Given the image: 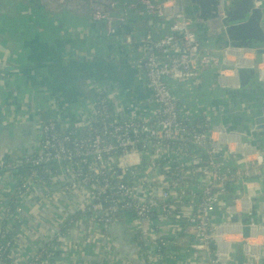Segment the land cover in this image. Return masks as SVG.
I'll return each instance as SVG.
<instances>
[{
    "label": "built area",
    "instance_id": "obj_1",
    "mask_svg": "<svg viewBox=\"0 0 264 264\" xmlns=\"http://www.w3.org/2000/svg\"><path fill=\"white\" fill-rule=\"evenodd\" d=\"M254 1L257 9L264 6V0ZM135 4L143 6L145 18L167 21L164 36H156L151 31L133 32L117 40L118 47L123 49L138 43L143 46L145 58L136 59L134 64L150 93L149 103L153 108L142 113L139 108L125 107L115 99V103L122 106L117 109L121 118L111 121L110 96L88 100L77 109L80 110V123L70 127L62 125L52 109L42 108L45 111L39 151L13 161H0V181L4 170L17 174L21 169L30 168L27 175L14 178L25 195L22 201L16 202V207L22 203V208L10 214L9 207H1L0 221L9 217L13 228L23 225V220H27L24 217L29 214H37L48 222L44 219V210L54 206L53 201L64 205L67 197L75 196L80 204L81 226L91 228L92 232H101V227L110 230L118 214L132 211L139 222L136 226L138 238L143 239L149 228V245L155 251L153 255L141 251L143 264H163L164 260L178 264H233L239 243L244 245L245 264H260L264 227L233 218L238 214L247 218L253 199L251 195H238L233 190L241 191L242 181L264 177L261 170L264 151L243 141L240 134L229 131L223 115L206 107L209 102L196 106L195 112H191L188 107L192 103L180 97L189 86L204 85L205 82L211 85L214 77L218 90L212 92L213 96L237 88L238 72L254 66L255 52L230 46L220 51L207 47L212 41L200 40L191 21L193 10L188 0H162L159 3L140 0ZM135 4H130L127 9H134ZM50 12L78 16L79 41L68 54L69 59L77 63L86 59L82 48L93 23L126 25L130 19L127 15L118 18L111 5L108 8L98 0H53ZM136 34L142 35L134 36ZM180 87L184 88L182 92ZM38 100V106L42 105L41 101H44L43 106L49 102L43 95L38 96ZM27 101L22 98L20 104H16L23 105L19 106V113L27 110ZM31 103L32 108L37 106ZM11 120L13 124L15 119ZM204 162L203 169L193 170ZM162 163L170 164L174 169L163 173ZM62 174L67 181L57 183L61 188L60 195L38 193L47 188L40 183L58 180ZM35 191L38 200L30 207L27 202ZM219 213L225 215L221 221H218ZM17 216H21V221ZM69 222L67 232L58 243L64 250L70 242L76 243L72 250L68 248L75 257L82 251L79 248L80 231L77 221ZM57 226L55 220L48 222L39 234L40 239ZM153 228L166 236H189L203 259L197 258L196 263L182 261L170 253L169 244H158ZM246 228L249 229L248 238H244ZM214 246L215 253L212 252ZM104 259L106 256L98 254L96 264H102ZM13 261V264H22L21 258L16 256ZM37 261H44L43 254L34 262ZM0 264H3L1 257Z\"/></svg>",
    "mask_w": 264,
    "mask_h": 264
},
{
    "label": "crops",
    "instance_id": "obj_2",
    "mask_svg": "<svg viewBox=\"0 0 264 264\" xmlns=\"http://www.w3.org/2000/svg\"><path fill=\"white\" fill-rule=\"evenodd\" d=\"M34 1V0H29ZM99 2H102L104 4L108 5V8H110V5L112 6V9L114 11V14L119 18L123 15H128L127 12L124 10H121L120 6L117 4V0H98ZM122 1V0H121ZM137 1L140 0H132L131 2L128 1H122V3L125 5L135 4ZM162 0H157L155 2L159 3ZM2 2V3H1ZM4 1H0V161H13L15 159L20 158L21 156H29L32 155L35 151H39L40 143H41V125H42V117L39 115L40 113L44 112L42 110V106H34L32 108L31 106V100L27 101V97L24 95L22 91L24 90L25 81L24 79L17 80L10 79L9 81H6L5 73L8 72V74L15 73L20 71L22 68H25L26 65H29L31 59H33L34 55L31 51V46H47L48 49L51 51H54V47L56 44L60 42H65L64 48L62 50L65 51L64 54H69L71 51V48L78 44L79 38H78V25H79V18L76 15H72L69 13H63V16L61 18H55L53 19L52 14H50L53 0H42L41 3H37L36 6H34V9L25 10L24 13L22 12V15H16V11L19 10L17 7L13 5H5L3 3ZM37 2V1H36ZM154 2V1H153ZM154 2V3H155ZM41 5L45 8L43 11L41 10ZM137 5V4H135ZM36 7V8H35ZM192 8V6H191ZM127 9V8H125ZM144 10V8H143ZM193 10V8H192ZM32 11V12H30ZM145 11H143L144 13ZM130 19L128 20V23L126 26L130 25L132 23V19H135V16L130 15ZM19 18H23V25H20L19 28L16 26V21H19ZM27 22H26V20ZM151 20V24L154 27V32L156 36H164L167 34L166 29V23L167 21L163 18H157L154 19L148 18ZM26 22V24H25ZM143 22V21H142ZM26 26V28H22ZM123 25L117 24V23H110L107 24L105 22L102 23H93L90 27L89 34L86 36L87 38L84 40L82 52L83 56L86 59L81 60L78 62V65L81 63H86V60H90V62H95L94 57L97 58L98 64L101 65L102 63V57L103 60L106 59L109 54H114L115 50L114 48H117L119 45L117 43V40L119 38L117 33L121 30ZM15 28H18V33ZM133 33V32H132ZM131 33V34H132ZM117 35V37H116ZM142 34H136L134 36H138ZM20 41V39H22ZM204 42V41H203ZM207 42V41H206ZM214 42H210V44L206 45L207 47L215 48L218 51H220V47H218V44L214 43V47H212V44ZM140 44V43H138ZM138 44L131 45L129 48H132ZM141 45V44H140ZM77 46V45H76ZM129 48H120V50H124L123 52H127ZM122 52V54H124ZM22 56V57H21ZM105 57V58H104ZM135 57V56H134ZM132 57V59L134 58ZM118 58L117 60L114 59L115 63L117 65H120L121 58L122 60H126L128 65L129 63H132V60H129V57L127 56H116ZM120 58V59H119ZM94 59V60H92ZM109 59V58H108ZM41 61V58L38 59ZM131 69V68H130ZM260 70L262 71V78L264 79V65L260 67ZM136 80H140V76H137L138 74L134 70H130ZM216 77L213 78L212 84L207 85L209 83H204V85H198V86H190L193 87V89H185L180 87V91L184 90L183 97L187 100V102L194 103L198 99L205 98L206 95L210 96L212 95L213 91L218 90L217 87V81ZM209 82V81H207ZM5 84H8L5 87ZM142 88L139 90L138 96H140L142 93L145 94V100L146 96L150 97V93L148 89L146 88V85L141 84ZM201 86V87H199ZM20 89V90H19ZM200 91V94H196L195 91ZM6 92H10L11 96L13 97V102L20 103V96L23 98V101H27L28 108L25 112L19 113V106H14L9 108L7 105V99L6 98ZM18 94H17V93ZM22 93V95H20ZM191 93V95H190ZM17 94V95H14ZM147 101H149V98ZM245 97L248 98H254V94H245ZM226 100V95L223 92H218V99L216 96H213V102H219ZM41 101V100H40ZM50 105H56L58 108L56 110L52 109L53 114H57L59 121L62 125L65 126H76L78 123H80V119L78 118V112L80 110H77L79 108V103L77 104H67L66 100L62 107L59 102L55 101L54 98H49ZM9 102V101H8ZM49 103V102H48ZM119 104V103H118ZM48 105V104H47ZM47 105L44 108H48ZM144 105V103H142ZM190 105L189 107H191ZM71 107V109H69ZM133 108V107H131ZM134 108H141L140 105L138 107ZM133 108V109H134ZM49 109V108H48ZM77 110V111H76ZM42 111V112H41ZM76 111V114L74 113ZM217 112L216 110H214ZM11 118H14L15 121L12 124ZM18 119H20L18 121ZM17 121V123H15ZM23 129L29 130L26 132V135H24L23 138H21L23 134ZM243 141L246 143H250L252 146L256 147L258 150L264 151V138L260 137L258 139H251L247 136L242 135ZM7 167H4L6 169ZM262 172L264 173V167L261 168ZM9 172L8 170L3 171V178L0 181V185L3 187L0 189V212L3 210L1 207L3 206L2 200L3 196H9L12 195L11 192L15 190L16 192V181L11 178L10 176H17L13 173ZM13 174V175H12ZM241 191L233 190V192H236L238 195L240 194H246L251 195L252 198H255L257 196H264V177L259 178H250L246 181H242ZM57 195H60V186L57 185ZM14 192V194H15ZM50 193L49 188H45L43 191H39L38 193ZM13 194V195H14ZM32 194V193H31ZM30 194V195H31ZM12 195V196H13ZM28 195V199L30 197ZM36 191L34 192L33 198H30L32 201L27 202L28 206H33V204L36 202L37 196ZM15 197V196H13ZM70 200L67 202V206H72L70 208H73V206L79 207V202L76 199H73L72 196H69ZM52 211H50L49 214H55V213H61L65 214V208H56L52 207ZM45 211V210H44ZM53 217V216H50ZM225 215H221V213L218 214V221L223 220ZM24 218H27L26 221L23 222V227L27 228L28 230H24L23 228L19 229L20 232L18 235H20L21 240L17 244V247L21 250L22 248H27L26 251H29L31 253V258L37 251L36 249L39 247V245L44 244V239H40V241H36L39 237L40 232L44 231V226L48 223L43 220V216L40 215H33V216H26ZM135 221V219H133ZM43 221V222H42ZM40 222L41 224H38ZM132 222V223H133ZM81 224V221L79 223ZM26 226V227H25ZM37 226L35 229H31V227ZM19 228V227H18ZM83 228L79 229V237L84 236V240L81 239L80 243L81 246H83L86 242L87 246L85 249H82V251L75 255V257H69L72 258L70 261L68 260L67 264H76L77 261L81 260V256H84L86 254H91L97 256L98 254L101 256H106V259L102 260V264H110L108 261H112L111 264H137L139 260H141V251H145V249L151 248L149 245V237H151V234L148 232L149 228H147V237L146 239H142L141 241L146 242V246L140 247L136 243V239L140 241L137 235H134L127 230V234L125 236H122V234H117L115 231V228L112 229V233L110 235L111 240H107V236L104 233H101L100 231H93L91 228H84L86 230L84 232ZM35 231V233H33ZM182 242L180 243V246L186 248L188 252L184 253H177V257L181 259L182 261L188 260L190 263H196V259H203L201 256V253L194 248V245L192 243V240L187 235H180ZM179 235L174 238L180 237ZM131 239L133 241V244H136L138 246V252L131 256L132 253L128 254L121 246V241ZM22 245H21V244ZM108 243V246H107ZM96 246H100L98 248L99 251L95 249ZM80 247V246H79ZM106 247V248H105ZM114 254H112V251ZM68 251V248L65 250ZM123 254H122V253ZM125 253V255H124ZM175 255V254H174ZM18 258H21L20 255H15ZM131 259H130V257ZM191 258V260L189 259ZM104 261V262H103ZM201 260H199L200 262ZM81 262V261H80ZM182 264L181 262H179ZM52 264V263H50ZM80 264V263H79ZM143 264V262H142ZM168 264H178L172 261H169Z\"/></svg>",
    "mask_w": 264,
    "mask_h": 264
},
{
    "label": "trees",
    "instance_id": "obj_3",
    "mask_svg": "<svg viewBox=\"0 0 264 264\" xmlns=\"http://www.w3.org/2000/svg\"><path fill=\"white\" fill-rule=\"evenodd\" d=\"M122 1H128L131 2L132 0H122ZM121 0H117L118 6H120L121 10H124L128 13V15L135 16V19H132V23L128 26L123 24V27L121 30L117 33L119 37L125 36L127 34H131L132 32H139V33H146V32H154V27L151 24V20L145 18L143 16V6L140 4L135 5L134 9H125L129 8L130 5H123ZM157 1V0H152ZM143 24H140L139 22H142ZM99 24V23H98ZM116 35V37H117ZM117 37V38H119ZM213 42V41H212ZM65 42H60L55 45L54 51H51L47 48V46H31V51L33 52V59H35L34 67L31 71L26 72L25 74H22V77L25 81H27L28 84H35L32 88V91H39L40 93H36L35 95H31L30 100L37 101L38 95L45 94L51 98H54L55 101L59 102L61 107L66 104L71 105L74 102L80 100L81 98L87 99L89 101H96L99 98L109 97L110 92H113L116 96H112L111 98L116 99L119 103L122 105H133L134 107H138L139 104L145 100V94L142 93L140 96H138L139 90H141L143 84L142 79L141 81L135 80L133 76V73L130 71L131 69L134 70L139 76V70L135 66L134 61L138 58H145V52L143 49V46L138 44L132 48H129L127 52H123L124 50H120L119 47L114 48V55L108 59L110 63L99 65L97 62V58L94 57L95 62L91 64V66H81L78 65L77 61L74 60L72 62H69V64L63 65L59 63V60L61 58L62 50L64 48ZM227 44V41L224 43H221L220 45ZM122 52L124 54H122ZM127 56L129 57V60H132V63L128 65L126 60L120 61V65H117L114 61L117 60L116 56ZM135 56V57H134ZM132 57H134L132 59ZM41 58V61L38 59ZM38 64L44 65L45 68L39 69ZM131 68V69H130ZM39 74H42V76H39ZM46 78V79H45ZM91 83L93 85L91 86ZM30 84V85H31ZM201 87V86H199ZM189 89H193V87H188ZM187 88V89H188ZM53 91L55 92L53 94ZM60 91V92H58ZM195 91V90H194ZM23 92V91H22ZM196 94H200V91L196 90ZM24 93V92H23ZM6 98L7 102L10 103L7 106L9 108L16 106V103L13 102V97L11 96V93L6 92ZM22 94V93H21ZM191 95V93H190ZM208 95V94H207ZM202 99L196 100L194 103H192L191 107H188L191 112H195L196 106L200 104H205V102H209L206 104V107H210L211 110H214L213 108V95L207 96ZM28 97V98H29ZM149 96H146V101L143 102L144 105L139 108V111L144 113L147 111H150L153 108V105L147 101ZM182 100L185 98L183 96H180ZM218 99V94L216 95ZM110 98V101H111ZM150 98V97H149ZM187 102V100L185 99ZM20 104V103H19ZM41 104L44 105V101H41ZM116 104L113 102H109V117L110 120H115L121 118L119 112L115 108ZM43 108L45 106H42ZM49 109L56 110L58 106L50 105V101L47 105ZM138 109V108H137ZM20 111V108H19ZM42 118L44 116L43 112L39 114ZM43 121V119H42ZM23 134L21 138L26 135V132L29 130L23 129ZM192 152L194 154H198V151L195 149H192ZM22 158V156H21ZM23 160V159H22ZM205 166V162L201 163L197 166H195L194 171L198 172L201 169H203ZM163 173L166 171H171L174 169L172 165H166L162 163ZM38 170V169H37ZM30 171V168H24L21 169L17 174V178H22L23 176L27 175ZM114 183H116L115 179H112ZM15 190L11 192L13 196H5L2 200L3 209L10 208L11 212L10 214L16 212L15 205L13 202L16 201H22L25 195L22 194V191L19 190V187L15 185ZM73 199H75V196H73ZM55 206V205H54ZM53 206H49L45 209L44 215L46 218H44L46 221L50 222L51 220H55L57 222L58 226L56 228H51L49 230V227L47 229L50 231L49 235H47L44 238V244L39 245V247L36 249L37 251L31 258V253L29 251H26L24 248L21 250L17 247V244L20 242L21 237L19 234V226L23 225H16L13 228H11V221L9 217H6L5 219L0 221L1 225V232L0 237L3 238L0 240V257L3 264H13V258L15 255H20L22 264H48L49 261L51 263L55 262H64L67 264L68 260L70 261L72 258L73 253L68 251H65L62 248H59L60 244L58 243L59 238H61L63 233H66L68 230V223L70 220H75L78 223V229L82 228L80 223V216L81 213L78 211V207L73 206V208H70L72 206H68L65 210V214L61 213H55V214H49L50 211H52ZM58 208V207H56ZM60 208V207H59ZM62 208V207H61ZM25 216V214H24ZM53 216V217H50ZM64 217V220H61V218ZM78 218V219H77ZM27 219V218H26ZM77 219V220H76ZM26 220H23V222ZM116 223V220H115ZM98 225V222L95 223ZM105 227H101V233H104L107 236L108 241L111 240L112 237H110L112 233L111 230L105 231ZM52 231V232H51ZM152 233L155 234L157 237V242L159 245L163 244H169V249H171L170 253L177 255V253H184L188 252V250L182 246H180V243L182 242L181 236L178 238H174L173 236H166L162 232L159 231L157 228L152 229ZM147 234H144L143 239H146ZM140 239V238H139ZM142 239L137 240L136 243H140V247L146 246V242L141 241ZM21 244V243H20ZM22 245V244H21ZM86 242L83 246H81V243H79V248L85 249L87 246ZM77 246L76 243L70 242L67 244V247L72 250ZM150 255L155 254L154 249L151 247L149 249H145ZM216 247L214 246L212 249V252L215 253ZM49 252V253H48ZM48 253V254H47ZM53 253L51 256L50 254ZM43 254L44 261H37L38 256ZM162 254V252H160ZM81 260L77 261L76 264H96L98 262L95 260V255L86 254L84 256H81ZM81 261V262H80ZM104 262V261H103ZM113 263L112 261H108ZM169 261L164 260L163 264H168Z\"/></svg>",
    "mask_w": 264,
    "mask_h": 264
},
{
    "label": "water",
    "instance_id": "obj_4",
    "mask_svg": "<svg viewBox=\"0 0 264 264\" xmlns=\"http://www.w3.org/2000/svg\"><path fill=\"white\" fill-rule=\"evenodd\" d=\"M188 1L193 8L191 21L199 34L200 40L213 41L220 48L230 46L251 49L255 52L254 66L239 70L238 87L225 92L226 100L214 102L213 108L223 115L224 125L229 131L247 136L252 140L260 137L264 138V79L260 70V67L264 65V6L257 9L254 0ZM139 23L143 24V22ZM225 41H227V44L220 45ZM64 52L61 54L59 63L66 65L72 60ZM31 61L32 64L35 63V59H31ZM86 61L81 66L84 64L91 66L93 64L90 60ZM38 68L41 70L45 66L38 64ZM39 76H42V74H39ZM92 85L93 83H91ZM252 93L255 96L254 98L245 97V94L250 95ZM40 95L47 99L51 98L45 94ZM27 100L29 101L30 98ZM85 101L88 100L81 98L74 104H83ZM128 106L134 108L133 105ZM233 218L242 220L244 223L254 222L264 227V196L263 198L257 196L252 199L251 212L247 218H243L239 214ZM133 219H135V216L132 211L120 213L115 217L116 223L110 227V230L115 228L117 234L125 236L128 224L132 223ZM248 236L249 229L246 228L244 238H248ZM121 246L128 254L132 253L131 256L135 255L139 249L131 239L122 240ZM243 247V243L238 244L233 264H245ZM260 264H264V246L261 248Z\"/></svg>",
    "mask_w": 264,
    "mask_h": 264
},
{
    "label": "rangeland",
    "instance_id": "obj_5",
    "mask_svg": "<svg viewBox=\"0 0 264 264\" xmlns=\"http://www.w3.org/2000/svg\"><path fill=\"white\" fill-rule=\"evenodd\" d=\"M0 1H2V0H0ZM4 2L3 3H5V5H13V6H15V8L17 7L19 10H17L16 11V15H22V12L24 13V11L26 10H29V9H34V6H36L37 5V3H41L42 2V0H34V1H29V0H3ZM37 1V2H36ZM2 3V2H1ZM36 8V7H35ZM41 10L43 11L45 8L41 5ZM30 12H32V11H30ZM50 14H52L51 16H53V19H55V18H61L62 16H63V14H61V15H55V14H53L52 12H50ZM22 19L23 18H19V21H16V26L19 28V26L20 25H23V21H22ZM24 20V19H23ZM26 20V19H25ZM26 22H27V20H26ZM26 22H25V24H26ZM18 28H15L16 29V31H17V33H18ZM22 28H26V26L24 25V27H22ZM21 40H23V38L22 39H20V41ZM114 55V54H113ZM112 55H108V56H106L107 58L106 59H104L103 60V56L102 57H100V58H102L101 60H102V65H104V64H108V63H110V61H108V58H110ZM22 57V56H21ZM105 58V57H104ZM120 59V58H119ZM82 64V63H81ZM120 64V63H119ZM33 67H34V64H32V62H30L29 63V65H26V67L25 68H22L20 71H18V72H15V73H11V74H8V72H6L5 73V77H6V81H9V78L10 79H16L17 80V82L19 81V79H23V77H22V74H25L26 72H28V71H31L32 69H33ZM25 81V80H24ZM25 83V85H24V90H23V92L25 93L24 95L27 97V99H28V97L29 96H31V95H35L37 92L38 93H40L39 91H32V88L34 87V86H36L35 84H28L27 83V81H25L24 82ZM8 84H5V87L7 86ZM10 93V92H9ZM17 93V92H16ZM18 94V93H17ZM17 94H14V95H17ZM109 94V96L111 97V95L112 96H116L113 92H110V93H108ZM20 95H22L21 93H20ZM38 96H41V95H38ZM30 98V97H29ZM20 99H22V97L20 96ZM37 101H39L38 100V98H37ZM31 102H33V103H35V104H37V106H38V103L37 102H35V101H32L31 100ZM111 102H113L114 104H116V106H115V108H116V110L117 109H121V105H119V104H117V103H115V99L114 98H111ZM140 105V107H142L143 105H142V103H140L139 104ZM19 106H23V105H19ZM25 106H28V104L27 105H25ZM125 107H127V105L125 106ZM63 176H64V174H62L61 175V177H60V179H58V180H54V179H50L49 181H44V182H42V183H40L41 185H43L44 187H48L49 188V190H50V194L51 195H53V196H55L57 193V190H58V188H57V183L61 180V182L62 183H65L66 181H67V178H63ZM11 178H15V177H13V176H10ZM67 184V183H66ZM3 187L0 185V189H2ZM78 189H79V187H78ZM76 193V192H75ZM77 196H78V194H77ZM68 200H70V198L69 197H67V200L65 201V204L64 205H59V202L57 201V200H55V201H53L52 202V204H55V206H53V207H62V208H65V207H68L67 206V202H68ZM32 200L30 199V202H31ZM16 202H18V201H14L13 202V204L15 205V210L16 211H19L21 208H22V206H23V204L22 203H20V205L18 206V207H16ZM34 206V205H33ZM25 207V206H24ZM75 207H77V206H75ZM36 210V209H35ZM78 211H79V209H78ZM30 216H33V215H31V214H29ZM45 217V216H44ZM19 221H21V216H17L16 217ZM78 219V218H77ZM76 219V220H77ZM62 220H64V217H62ZM69 224H70V222H69ZM139 224V222L138 221H135V222H133V223H130V224H128V228H127V230H128V232H130V233H132V234H134V235H138V233H137V231H136V226ZM36 226H34V228H35ZM21 228H23L24 230H28V232H29V227H27V228H24V227H22V226H19V229H21ZM31 229H33V227H31ZM84 230V229H83ZM82 230V231H83ZM86 230H84V232H85ZM33 233H35V231H33ZM80 239H82V240H84V236L82 237V236H80ZM36 241H40V237H38L37 238V240ZM100 246H96L95 247V249L97 250V251H99L98 250V248H99ZM78 251H80V250H78ZM137 264H142V261L141 260H139L138 262H137Z\"/></svg>",
    "mask_w": 264,
    "mask_h": 264
},
{
    "label": "flooded vegetation",
    "instance_id": "obj_6",
    "mask_svg": "<svg viewBox=\"0 0 264 264\" xmlns=\"http://www.w3.org/2000/svg\"><path fill=\"white\" fill-rule=\"evenodd\" d=\"M82 66H86V64H84V65H82ZM141 103H143V102H141Z\"/></svg>",
    "mask_w": 264,
    "mask_h": 264
}]
</instances>
